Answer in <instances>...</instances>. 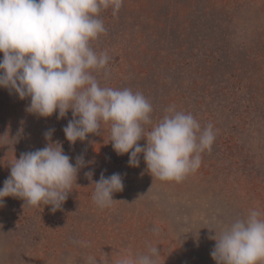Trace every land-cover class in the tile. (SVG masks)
Instances as JSON below:
<instances>
[{
    "label": "rangeland",
    "instance_id": "1",
    "mask_svg": "<svg viewBox=\"0 0 264 264\" xmlns=\"http://www.w3.org/2000/svg\"><path fill=\"white\" fill-rule=\"evenodd\" d=\"M100 19L106 32L92 47L110 57L109 75L94 73L101 86L141 92L153 123L170 105L190 112L202 128L213 125L215 142L197 171L162 181L143 154L131 167L130 154L115 152L110 125L72 145L63 131L71 111L40 117L26 111L30 99L0 88V188L15 158L49 143V129L74 165L77 156L85 160L54 213L4 198L0 264H87L89 256L115 264L149 245L159 248L158 264H216L215 231L249 209L264 211V0H123L116 15L109 8ZM102 173H120L124 184L105 209L92 199Z\"/></svg>",
    "mask_w": 264,
    "mask_h": 264
},
{
    "label": "clouds",
    "instance_id": "2",
    "mask_svg": "<svg viewBox=\"0 0 264 264\" xmlns=\"http://www.w3.org/2000/svg\"><path fill=\"white\" fill-rule=\"evenodd\" d=\"M122 5L123 0H0V88L30 99L26 111L40 117L58 113L63 119L71 111L63 131L72 145L90 134L101 135L102 125H110L112 147L118 155L130 154L129 166L138 167L143 154L155 178L180 182L200 168L216 131L211 123L202 128L192 113L175 105L153 123V106L141 92L101 86L94 73L103 71L107 77L110 57L95 51L92 42L106 32L100 13L111 8L116 15ZM53 131L44 133L45 147L21 153L10 164L0 207L4 198L15 197L29 207L61 209L85 160L77 156L74 165L63 145L52 141ZM85 175L91 180L93 173ZM92 184V199L101 209L111 207L113 194L124 188L120 173H102ZM210 239L216 241L211 251L216 264H264V211L249 209ZM160 255L158 247L149 245L147 252L121 256L115 264H158ZM87 264L98 262L89 256Z\"/></svg>",
    "mask_w": 264,
    "mask_h": 264
}]
</instances>
